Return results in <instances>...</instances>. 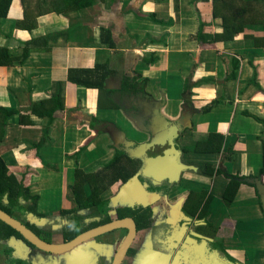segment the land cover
I'll use <instances>...</instances> for the list:
<instances>
[{"label":"crops","instance_id":"1","mask_svg":"<svg viewBox=\"0 0 264 264\" xmlns=\"http://www.w3.org/2000/svg\"><path fill=\"white\" fill-rule=\"evenodd\" d=\"M41 6L53 11L39 16L33 30L17 24L25 15L22 0H13L9 15L0 17V46L16 57L13 64L0 66V108L12 112L7 120L0 112V155L8 174L0 177V188L5 191L14 175L36 199L35 210L19 216L38 231L59 234L48 241L62 246L67 243L63 229L74 227L73 213L83 219L81 212L90 210L88 216L94 218L84 227H92L103 213L113 221L121 219L118 214L125 208L150 206L151 226L183 223L182 233L173 234L177 251L154 248L151 236L158 232L144 229L135 240L139 252L126 264H201L187 245L206 238L247 264H264L258 196L264 176L255 179L264 152V49L240 34L209 40L220 31L213 0H95L68 12H57L65 8L64 0H42ZM35 37H41V44L32 46L21 63L25 43ZM71 75L83 82L104 81V86L85 85ZM126 77L127 84L136 83L139 89L121 92ZM109 89L115 92L109 94ZM55 97L63 98L64 106L53 115L43 108L39 115L36 104ZM153 125L162 141L131 157L138 165L126 182L121 177L110 182L130 170L123 164L112 167L116 149L129 155V149L152 139ZM212 133L223 136L220 146H212L220 150L197 151V142ZM171 141L179 151L175 164L183 167L178 178L146 176V157L162 154ZM77 171L89 181L97 179L94 203L103 204L102 209L96 206L106 212L77 204ZM227 175L252 181L239 186L230 204L223 199ZM85 190L88 199L89 185ZM204 192L206 202L211 197L209 214L201 218L198 209L186 216L182 207L187 197ZM247 211L256 218H244ZM7 241L25 246L34 264H94L112 259L122 239L114 244L93 239L64 254L29 247L14 237Z\"/></svg>","mask_w":264,"mask_h":264},{"label":"trees","instance_id":"2","mask_svg":"<svg viewBox=\"0 0 264 264\" xmlns=\"http://www.w3.org/2000/svg\"><path fill=\"white\" fill-rule=\"evenodd\" d=\"M24 5V18L18 23L19 27H24L29 30H33L37 27L38 22L37 18L47 12L53 11L51 8L42 7L41 1L42 0H22ZM65 1V8L62 10H59L57 12H68L75 9H80L84 7H88L95 0H64ZM13 0H0V17L6 18L9 15V10L11 7ZM213 12L214 16L218 17L220 19V31L215 32L208 36V39L211 41H220V40H226L231 39L235 35H239L244 31L245 25L247 24H253L258 25L261 24L263 28V33H259L256 35H253V41L255 47H264V0H213ZM250 37V35H246ZM40 38L41 37H35L33 40L26 42V47L24 49L23 55L21 57L20 62L24 63V61L27 59L29 55L30 48L32 46L40 45ZM16 60V57L13 55L11 50L6 46H0V66L2 65H10L13 64ZM73 77V75H71ZM75 78V77H73ZM76 81L79 83H83L85 85L89 86H97L102 88L104 86L103 82H89V81H81L75 78ZM129 79L126 77L123 82L122 86L120 87L121 92H130V91H136L139 89L138 84H131L125 82ZM131 82V81H130ZM127 85V86H126ZM133 89V90H132ZM188 90V87L186 85L184 91L186 92ZM112 92H115L112 89H109V94H112ZM187 94V93H186ZM64 106L63 98H50L44 101L43 105L42 103L36 104L35 110L39 113V115H42V113L48 111L47 113L53 115L57 109H60ZM44 108V112H40L39 110H42ZM5 111H0L2 113H5L6 120L7 118L12 114L11 111H8L4 108H0ZM6 123H3V126H5ZM214 138V139H212ZM223 141V136L219 133H212L210 137H208L207 140H201L197 142V151L201 150L202 152H216L220 150V147H212L213 143L214 146L218 142L219 146L221 142ZM200 144H203V147H200ZM210 145V146H209ZM121 164H123V167H129V175H114L113 178H110V182H114L117 180L118 177H121L123 182H126L128 178H130L135 172H136V165L138 163L135 161V159L131 158L129 155H127L123 150L116 149V156L112 162V167H121ZM228 174V173H226ZM7 174V164L5 162V159L0 155V177ZM89 176V175H88ZM229 176L230 179L228 186L226 187V190L223 195V199L227 204L232 203V201L235 198L236 192L239 188V186L246 182L244 181L245 178L237 177V176ZM262 176H264V152H263V166L261 168L260 173L255 178L257 180H261ZM253 178V177H251ZM97 179L95 177L92 178V181L88 180V177L86 175H83L81 171H77L76 174V182H75V188H74V195L77 204L81 208H89V207H95L96 205H100V208L102 209L103 204H97L94 203L96 201V196H98L99 187L97 185ZM7 189L4 191L0 188V208L7 211L9 214L19 217V215L27 216V214L32 213V211L35 210L34 205H36V199L29 196V189H24L23 185L19 183V180L16 176L12 175L9 176L7 179ZM252 184V183H251ZM86 185H89V189L91 188V194L92 196L88 199L85 196V187ZM258 196L260 198H263V196L259 193ZM207 194L199 193L198 195L190 194L183 206V211L190 213L193 210L198 211V209H201L199 211V216L201 218H205L208 214V208H209V202L211 197L208 196V202H206ZM95 199V200H94ZM31 201V202H29ZM27 203V204H26ZM97 207V206H96ZM98 208V207H97ZM99 209V208H98ZM120 211L118 214V218H124L126 216L131 217L136 226L139 230L148 229L152 225V210L151 207H138V208H125ZM98 213L102 214L104 211H97ZM73 213V212H72ZM198 213V212H197ZM104 214V213H103ZM73 220L72 223L74 225L73 229H65L63 232V240L65 242L72 241L76 237H78L83 232L90 230L96 226L106 224L109 221L111 222V217H107L103 222L104 223H95L92 227H84L85 225L82 222V217L75 216L73 213ZM82 223V225H81ZM32 230L37 232L41 237L45 238L46 231L41 230L38 231L37 227L35 225H31L30 223L27 224ZM212 230H214V227L209 225ZM109 235V234H107ZM12 236H16L17 238L24 241L29 247L36 248L34 244H32L30 241H28L21 233H19L16 229L9 226L2 220H0V244L4 241H7L12 238ZM47 239L49 241H52V237ZM129 255L133 254L132 250L128 251Z\"/></svg>","mask_w":264,"mask_h":264},{"label":"water","instance_id":"3","mask_svg":"<svg viewBox=\"0 0 264 264\" xmlns=\"http://www.w3.org/2000/svg\"><path fill=\"white\" fill-rule=\"evenodd\" d=\"M151 132H153V137L151 140L144 144H140L137 147L129 149L130 157H138L140 154H145V148H149L162 140L158 137L157 133L154 134L155 126H151ZM174 130V129H173ZM155 135V137H154ZM163 139V138H162ZM179 154V151L175 148L172 141L170 142V148L165 150L162 154H159L154 157H146V166H145V175L148 177H153L156 180L169 179L174 181L178 178L179 172L183 168L179 163L175 164L176 156ZM261 195L263 196L262 200L264 201V190H261ZM0 220L8 224L9 226L16 229L21 233L28 241L34 244L37 248L51 254H64L74 250L83 243L95 239L96 237L112 232L116 229L126 228L128 229V234L125 240L120 245L119 249L114 255L112 264H122L127 252L134 241L136 236V224L132 218H123L113 220L112 222L96 227L94 229L88 230L78 237L65 243L62 246L55 245L37 234L24 222L17 219L15 216L9 214L2 208H0Z\"/></svg>","mask_w":264,"mask_h":264},{"label":"flooded vegetation","instance_id":"4","mask_svg":"<svg viewBox=\"0 0 264 264\" xmlns=\"http://www.w3.org/2000/svg\"><path fill=\"white\" fill-rule=\"evenodd\" d=\"M261 202H262V208H263L262 214L264 215V201L261 199ZM16 218L21 220L22 222H24L26 225L29 223L28 221H26L24 219V217H20V218L16 217ZM92 218H94V217L84 216V218L82 219V222L86 221V223H83V224L86 226H89L88 225L89 221H92ZM106 218H107L106 215H104V214L100 215V218H99L100 221L99 222L100 223L107 222V221H104ZM106 224H108V223H106ZM106 224H102V225H106ZM178 224H179V222H174V223L169 224V225L165 224V225L159 226V227H154V226L149 227L148 229H152L154 232H158V234H159L158 236L164 237V239H163L164 242L158 243V241H159L158 236H151L152 246H154V248H155L156 246L159 245V250L162 249L164 251H172V252L177 251V242L173 240L174 239L173 233L175 232L174 234L177 233V235H179V233H182V231H180V229H181V225L183 223H180V226H178ZM81 225H82V223H81ZM102 225H99V226H102ZM99 226H96V227H99ZM176 226H178L180 228L178 229V227H176ZM96 227H94V228H96ZM94 228H92V229H94ZM170 228H173V230H174V232L171 234L169 233ZM64 230L65 229H63V232H64ZM136 230H137L136 236L134 238L133 243L131 244V246L129 248V250L133 251V254L129 255V253L127 252V255L125 256L122 264H126L127 259L134 257L139 252L137 244L135 243V240H136L138 233L141 232L142 230H139L137 226H136ZM49 234L51 235V237L53 236L52 238H54L55 233L51 232ZM107 234H109V235H107ZM107 234L100 235V236L96 237L95 240L100 241V242L106 241V242H109V244H112V243H116V242L119 243L120 240L122 239V241L120 242V244H122V242L125 240V238L128 234V229H126V228L116 229V230L109 232ZM12 237L19 239L16 236H12ZM47 237L48 236H45V238L44 237H42V238H44L45 240L48 241ZM206 239L209 240V238H206ZM19 240H21V239H19ZM208 240L196 239L197 242L195 244L193 243V244L187 245L188 246V253H191V254L197 253L196 254L197 258H198L197 261L199 263H201V264H247L246 261H244L242 259H238L237 257H234L230 253H228L226 251V249L223 247L222 243H220L218 241L216 242V241H212V240L208 241ZM87 242H89V241H87ZM187 246H185V248H187ZM182 247H183V245H182ZM180 250L184 251L185 249L180 248ZM113 258H114V256L112 257V259L109 258V261H111L110 264H112ZM190 260L188 259L187 262H189ZM107 261H108V259L100 258L99 261L95 262L94 264H108L109 261L108 262Z\"/></svg>","mask_w":264,"mask_h":264},{"label":"rangeland","instance_id":"5","mask_svg":"<svg viewBox=\"0 0 264 264\" xmlns=\"http://www.w3.org/2000/svg\"><path fill=\"white\" fill-rule=\"evenodd\" d=\"M42 2V1H41ZM21 20H19L18 22H17V24L20 22ZM259 33H263V28H262V26H261V24H258V25H253V24H247V25H245V28H244V31L240 34L241 35V38H244V39H247V41H249V40H251L253 43H254V41H253V38H252V36L253 35H256V34H259ZM246 35H250V37H248V36H246ZM255 46V45H254ZM260 49H264L263 47H261ZM249 180L250 179H247V177L245 178V180L244 181H247V182H249ZM251 181V180H250ZM252 182V181H251ZM254 182V181H253ZM253 185H257V182H254L253 183ZM259 188L261 189V185L259 186ZM199 194V193H198ZM182 210H184L183 209V207H182ZM90 210L89 211H82L81 212V214H86V216H88L89 214H90ZM78 213H79V211H78ZM244 213V215H245V217L244 218H252V219H254V218H256L255 216L256 215H254V213H252V212H249V211H247V212H243ZM256 213V212H255ZM186 216H188L189 215V213H184ZM197 214V216H198V214H199V212L198 213H196ZM240 214H242V212L241 213H236V215H240ZM192 215H190L189 217H191ZM186 218V217H185ZM198 219H200L199 217H197ZM196 218V219H197ZM52 219H54V221H56L57 220V218H52ZM200 220H203V219H200ZM45 221H52V220H45ZM53 221V222H54ZM92 221H89V223H91ZM249 222V221H248ZM260 222L261 221H255V223H253V224H260ZM54 223H56V222H54ZM83 223H86V221H83ZM43 223H41V225H42ZM253 224H251V226L253 225ZM44 227H47V225H45ZM47 232L45 233V235L44 236H48V238H51V235L49 234V233H51V231H48L47 229H45ZM61 230V228H59V231ZM188 231V230H187ZM174 232V230H173V228H170L169 229V233L171 234V233H173ZM175 233V232H174ZM173 233V234H174ZM243 234V236H244V238H245V235H244V233H242ZM59 236V234H54V238H52V241L53 240H55V238L56 237H58ZM53 237V236H52ZM197 242V241H196ZM114 244V243H113ZM11 245H13V244H9L8 243V241H4V242H2L1 244H0V264H34V262L31 260V256H30V254L28 253V250L26 249V248H24L25 246H22L21 244V246H17V244L15 245V246H11ZM236 246V244L233 246V247H235ZM238 246H240L241 247V245H238ZM242 246H245V245H242ZM249 246V245H248ZM238 257V256H237ZM111 263V261H109V263L108 264H110Z\"/></svg>","mask_w":264,"mask_h":264}]
</instances>
